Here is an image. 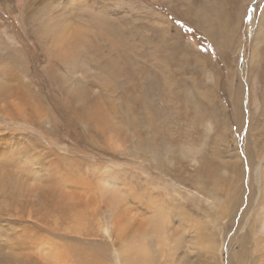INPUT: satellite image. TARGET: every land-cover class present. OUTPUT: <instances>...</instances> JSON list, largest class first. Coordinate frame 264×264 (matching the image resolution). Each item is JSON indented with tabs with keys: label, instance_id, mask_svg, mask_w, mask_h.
I'll return each mask as SVG.
<instances>
[{
	"label": "rangeland",
	"instance_id": "obj_1",
	"mask_svg": "<svg viewBox=\"0 0 264 264\" xmlns=\"http://www.w3.org/2000/svg\"><path fill=\"white\" fill-rule=\"evenodd\" d=\"M206 2L0 0V264H264V0Z\"/></svg>",
	"mask_w": 264,
	"mask_h": 264
},
{
	"label": "bare ground",
	"instance_id": "obj_2",
	"mask_svg": "<svg viewBox=\"0 0 264 264\" xmlns=\"http://www.w3.org/2000/svg\"><path fill=\"white\" fill-rule=\"evenodd\" d=\"M185 1H187V12H190L191 13V15L192 16H194V18H196V20H197V22L201 25V23H203V22H205L203 19H206L208 16H209V14H208V12H209V7H208V5H207V9H206V7H205V3H207L206 1L207 0H205L204 2L203 1H200V0H185ZM209 1H212V0H209ZM201 2H203V5H201L200 3ZM245 3H246V1H245ZM224 4V3H223ZM222 4V5H223ZM250 12H252L253 10H254V7H255V5H256V0H251V2H250ZM226 5V4H225ZM224 6V5H223ZM219 7V6H218ZM244 7V3H243V6L240 8V9H244L243 8ZM199 9V11H197ZM239 9V10H240ZM211 10V9H210ZM212 10H214V9H212ZM238 10V12H240ZM197 11V12H196ZM215 11V10H214ZM194 12V13H193ZM238 14V13H237ZM240 14V13H239ZM242 14V13H241ZM240 14V15H241ZM240 15H239V18H240ZM231 16V14L230 13H227L226 14V12L224 11L223 13H222V15H221V21H219V22H221V23H219L218 22V26H219V28H221L222 29V33L224 34V33H227L228 31H230V34L229 33H227V35H226V37L227 38H229V37H231V30H230V20H229V17ZM216 17V16H215ZM218 17V16H217ZM263 17V16H262ZM236 18H237V15H236ZM234 20V19H233ZM261 21H262V19H261ZM109 25V33H111L110 35L112 36L113 35V37H115L116 39H119V35H123V34H121V31L120 32H117V30H116V28L114 29V31H110L111 30V28H114V25H110V24H108ZM209 25V24H208ZM216 25V24H215ZM260 26H261V24H260ZM232 28V27H231ZM261 28V27H260ZM260 28H259V30H260ZM213 32V31H212ZM215 33L217 32V29L214 31ZM233 32V31H232ZM258 32V31H257ZM218 33V32H217ZM220 33V32H219ZM255 35H258L257 33L255 34ZM64 37H65V35H63V33H62V36H61V38L64 40ZM257 37V36H256ZM227 38H225L226 39V41H227ZM262 38V37H261ZM254 39H255V37H254ZM62 41V40H61ZM256 41V40H255ZM256 63V62H255ZM261 65V64H260ZM259 69H260V67H259ZM263 71V70H262ZM79 97H82V96H79Z\"/></svg>",
	"mask_w": 264,
	"mask_h": 264
}]
</instances>
